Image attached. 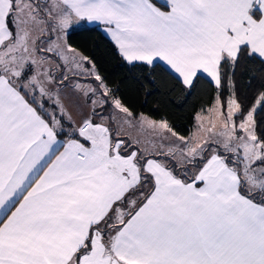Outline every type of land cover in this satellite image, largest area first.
Instances as JSON below:
<instances>
[{
	"label": "snow or ice",
	"instance_id": "snow-or-ice-1",
	"mask_svg": "<svg viewBox=\"0 0 264 264\" xmlns=\"http://www.w3.org/2000/svg\"><path fill=\"white\" fill-rule=\"evenodd\" d=\"M83 24L210 86L188 135L125 103ZM0 264H264V0H0Z\"/></svg>",
	"mask_w": 264,
	"mask_h": 264
},
{
	"label": "trees",
	"instance_id": "trees-1",
	"mask_svg": "<svg viewBox=\"0 0 264 264\" xmlns=\"http://www.w3.org/2000/svg\"><path fill=\"white\" fill-rule=\"evenodd\" d=\"M71 43L95 60L100 74L112 86L121 89L120 94L133 111L144 112L157 120L167 118L183 135L189 134L194 115L203 107L210 106L209 85L201 84L195 90L185 91L182 86H176L174 79L165 77L158 69L153 72L150 66L128 65L98 26L75 30ZM240 83L242 90L246 91L248 78L242 76Z\"/></svg>",
	"mask_w": 264,
	"mask_h": 264
},
{
	"label": "crops",
	"instance_id": "crops-1",
	"mask_svg": "<svg viewBox=\"0 0 264 264\" xmlns=\"http://www.w3.org/2000/svg\"><path fill=\"white\" fill-rule=\"evenodd\" d=\"M86 26H98V27H100L99 25H96V24H83V25H81V27L79 26V27H77L76 28V30L77 29H81V28H84V27H86ZM100 29L102 30V28L100 27ZM102 32L110 39V37L102 30Z\"/></svg>",
	"mask_w": 264,
	"mask_h": 264
},
{
	"label": "rangeland",
	"instance_id": "rangeland-1",
	"mask_svg": "<svg viewBox=\"0 0 264 264\" xmlns=\"http://www.w3.org/2000/svg\"><path fill=\"white\" fill-rule=\"evenodd\" d=\"M81 27V26H80ZM157 120V119H156Z\"/></svg>",
	"mask_w": 264,
	"mask_h": 264
}]
</instances>
